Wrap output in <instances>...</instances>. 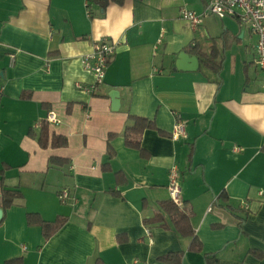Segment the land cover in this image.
Returning <instances> with one entry per match:
<instances>
[{
    "label": "crops",
    "instance_id": "obj_1",
    "mask_svg": "<svg viewBox=\"0 0 264 264\" xmlns=\"http://www.w3.org/2000/svg\"><path fill=\"white\" fill-rule=\"evenodd\" d=\"M206 1H93L89 9L87 0H0V264H165L161 257L178 251L182 264H207L206 254L217 264H264L257 36L232 17L210 15L194 28L182 8L201 13ZM104 38L116 52L91 92L95 76L82 58ZM191 45L219 48L220 73L198 55L197 70L175 69ZM131 115L155 124L141 136L143 153L126 144ZM177 117L186 135L175 140ZM44 127L68 144L43 146ZM173 166L201 252L175 229L145 222L171 200ZM5 190L21 197L6 206ZM29 214L66 221L46 238Z\"/></svg>",
    "mask_w": 264,
    "mask_h": 264
},
{
    "label": "built area",
    "instance_id": "obj_2",
    "mask_svg": "<svg viewBox=\"0 0 264 264\" xmlns=\"http://www.w3.org/2000/svg\"><path fill=\"white\" fill-rule=\"evenodd\" d=\"M89 0H87V6ZM182 16L191 21L194 28L200 25L205 17L214 15L220 19L226 17L235 18L243 28L248 29L252 34L257 36L256 42V64L261 70L264 77V0H207L206 8L203 12L198 13L182 8ZM117 43L108 38L96 41L90 53L82 58L84 68L95 76V83L88 88L94 92L97 85L104 82L106 70L116 52ZM81 87V85H79ZM264 87V82H263ZM48 120L51 123H58L59 120L54 112H50ZM186 135V124L177 117V122L172 131V138L179 139ZM168 190L171 200L180 207L184 206L181 197V188L179 185V169L173 166L170 170ZM60 200L66 202L69 193L63 190ZM135 264H141L136 261Z\"/></svg>",
    "mask_w": 264,
    "mask_h": 264
},
{
    "label": "trees",
    "instance_id": "obj_3",
    "mask_svg": "<svg viewBox=\"0 0 264 264\" xmlns=\"http://www.w3.org/2000/svg\"><path fill=\"white\" fill-rule=\"evenodd\" d=\"M93 1L101 3L106 6L110 0H89L88 8ZM121 2L122 0H115ZM187 52L198 55L203 66L209 67L220 73L222 68V53L214 46L209 53H206L198 48V46L191 45ZM133 124L126 128L125 139L126 144L129 147L137 148L144 152L141 146V136L147 128L155 126L154 122L146 117L131 115ZM39 140L43 146L51 144L52 147H64L68 144L66 137L61 135L53 134L49 137L48 130L44 127L40 133ZM112 153V152H111ZM119 181H121L123 175L117 173ZM4 197L6 199V206L13 204L16 198L21 197V193L18 190H5ZM163 213H157L153 217L145 219L147 225L156 224L166 228L175 229L181 236L189 238L191 240L190 249L201 252L203 249L202 243L199 240L196 230L192 224L191 214L184 208L175 204L172 200L165 201L161 204ZM34 214L28 215V221L30 224L38 223L42 229L46 238L52 236L66 221V218L59 217L54 222H47L42 219L35 220ZM149 227V226H148ZM183 251L170 252L161 257V260L165 264H182L183 262ZM207 264H217L218 258L215 254L205 255ZM22 258L11 259L5 264H22Z\"/></svg>",
    "mask_w": 264,
    "mask_h": 264
},
{
    "label": "water",
    "instance_id": "obj_4",
    "mask_svg": "<svg viewBox=\"0 0 264 264\" xmlns=\"http://www.w3.org/2000/svg\"><path fill=\"white\" fill-rule=\"evenodd\" d=\"M200 61L196 55H191L186 51H182L179 53L178 58L175 62V69L178 70H188L195 71L199 68ZM110 96L113 100V109H117L120 106V94L117 90H113L110 93ZM3 216V209L0 208V219Z\"/></svg>",
    "mask_w": 264,
    "mask_h": 264
}]
</instances>
